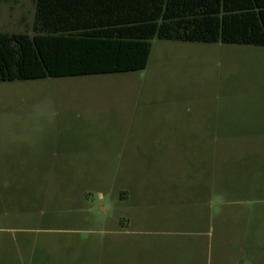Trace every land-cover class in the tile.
I'll use <instances>...</instances> for the list:
<instances>
[{
    "label": "rangeland",
    "instance_id": "obj_1",
    "mask_svg": "<svg viewBox=\"0 0 264 264\" xmlns=\"http://www.w3.org/2000/svg\"><path fill=\"white\" fill-rule=\"evenodd\" d=\"M34 11L0 0V32ZM0 264H264V47L0 83Z\"/></svg>",
    "mask_w": 264,
    "mask_h": 264
},
{
    "label": "trees",
    "instance_id": "obj_2",
    "mask_svg": "<svg viewBox=\"0 0 264 264\" xmlns=\"http://www.w3.org/2000/svg\"><path fill=\"white\" fill-rule=\"evenodd\" d=\"M33 2V34L0 32V83L141 71L154 39L264 47V0Z\"/></svg>",
    "mask_w": 264,
    "mask_h": 264
},
{
    "label": "crops",
    "instance_id": "obj_3",
    "mask_svg": "<svg viewBox=\"0 0 264 264\" xmlns=\"http://www.w3.org/2000/svg\"><path fill=\"white\" fill-rule=\"evenodd\" d=\"M212 216H213L212 213L207 214V215H205L204 219L209 220V219L212 218ZM133 234H134V235H137V236H145V235H147V236H148V235L164 236V235H168V234L165 233V232H154V231H148V232H146V233L141 232V231H134ZM121 235H122V234H121Z\"/></svg>",
    "mask_w": 264,
    "mask_h": 264
}]
</instances>
